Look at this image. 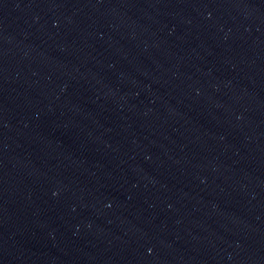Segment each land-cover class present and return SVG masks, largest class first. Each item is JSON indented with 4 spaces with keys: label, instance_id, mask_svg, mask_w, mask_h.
I'll return each mask as SVG.
<instances>
[{
    "label": "water",
    "instance_id": "water-1",
    "mask_svg": "<svg viewBox=\"0 0 264 264\" xmlns=\"http://www.w3.org/2000/svg\"><path fill=\"white\" fill-rule=\"evenodd\" d=\"M0 264H264V0H0Z\"/></svg>",
    "mask_w": 264,
    "mask_h": 264
}]
</instances>
